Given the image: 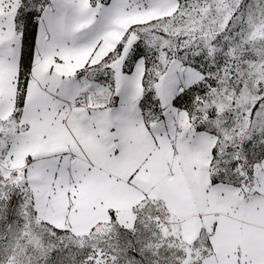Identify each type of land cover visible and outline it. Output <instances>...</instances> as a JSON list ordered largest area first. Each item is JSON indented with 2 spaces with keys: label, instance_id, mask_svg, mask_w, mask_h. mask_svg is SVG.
<instances>
[{
  "label": "snow or ice",
  "instance_id": "6c2138e0",
  "mask_svg": "<svg viewBox=\"0 0 264 264\" xmlns=\"http://www.w3.org/2000/svg\"><path fill=\"white\" fill-rule=\"evenodd\" d=\"M0 264H264V0H0Z\"/></svg>",
  "mask_w": 264,
  "mask_h": 264
}]
</instances>
